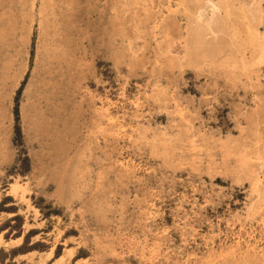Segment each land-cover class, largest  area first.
Returning <instances> with one entry per match:
<instances>
[{
  "label": "rangeland",
  "instance_id": "rangeland-1",
  "mask_svg": "<svg viewBox=\"0 0 264 264\" xmlns=\"http://www.w3.org/2000/svg\"><path fill=\"white\" fill-rule=\"evenodd\" d=\"M0 264H264V0H0Z\"/></svg>",
  "mask_w": 264,
  "mask_h": 264
},
{
  "label": "bare ground",
  "instance_id": "bare-ground-1",
  "mask_svg": "<svg viewBox=\"0 0 264 264\" xmlns=\"http://www.w3.org/2000/svg\"><path fill=\"white\" fill-rule=\"evenodd\" d=\"M209 2V1H208ZM200 11V10H199Z\"/></svg>",
  "mask_w": 264,
  "mask_h": 264
}]
</instances>
